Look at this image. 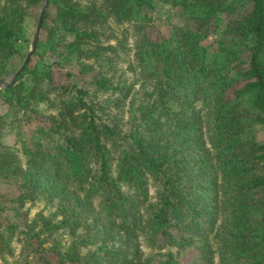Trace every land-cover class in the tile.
Here are the masks:
<instances>
[{
    "label": "trees",
    "instance_id": "1",
    "mask_svg": "<svg viewBox=\"0 0 264 264\" xmlns=\"http://www.w3.org/2000/svg\"><path fill=\"white\" fill-rule=\"evenodd\" d=\"M41 2L0 0V78ZM259 128L264 0H49L0 88V264H264Z\"/></svg>",
    "mask_w": 264,
    "mask_h": 264
},
{
    "label": "water",
    "instance_id": "2",
    "mask_svg": "<svg viewBox=\"0 0 264 264\" xmlns=\"http://www.w3.org/2000/svg\"><path fill=\"white\" fill-rule=\"evenodd\" d=\"M48 1L49 0H42V2H41L38 18L36 20L35 29H34V33L32 36V41L30 43V47H29L23 61L21 62V64L19 65V67L16 70H14L13 72L7 74L6 76H4L0 79V88L4 87V86H8L10 83L13 82L14 78L16 76H18V74L23 70L25 63L30 59V57L34 53V49H35V46H36V43H37V40H38V37L40 34L42 18H43L44 12L46 10V7L48 5Z\"/></svg>",
    "mask_w": 264,
    "mask_h": 264
},
{
    "label": "rangeland",
    "instance_id": "3",
    "mask_svg": "<svg viewBox=\"0 0 264 264\" xmlns=\"http://www.w3.org/2000/svg\"><path fill=\"white\" fill-rule=\"evenodd\" d=\"M163 31H165V32H167V28H165V26H164V28H163ZM213 45H214V43H213ZM29 47H30V45H29ZM29 47H28V49H29ZM13 72V71H12ZM11 73V72H10ZM9 74V73H8ZM7 75V74H6ZM6 75H4V76H6ZM4 76H2V77H4ZM1 77V78H2ZM0 78V79H1ZM259 131H258V137H263L264 136V129L263 128H259L258 129ZM44 202H43V200H38L37 202H35V204H33L32 206H31V210H30V213L31 214H33L34 212H36L37 210H39V209H41V208H43L44 209ZM46 210H47V208H46ZM69 240V237L67 236V235H63V241L64 242H67ZM215 264H217V259H216V262H215Z\"/></svg>",
    "mask_w": 264,
    "mask_h": 264
}]
</instances>
